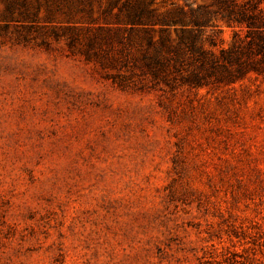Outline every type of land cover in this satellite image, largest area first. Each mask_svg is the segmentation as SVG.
Masks as SVG:
<instances>
[{
    "label": "rangeland",
    "instance_id": "374dc122",
    "mask_svg": "<svg viewBox=\"0 0 264 264\" xmlns=\"http://www.w3.org/2000/svg\"><path fill=\"white\" fill-rule=\"evenodd\" d=\"M139 6L264 34L225 18L264 0H0V264H264V76H153Z\"/></svg>",
    "mask_w": 264,
    "mask_h": 264
},
{
    "label": "trees",
    "instance_id": "16d2710c",
    "mask_svg": "<svg viewBox=\"0 0 264 264\" xmlns=\"http://www.w3.org/2000/svg\"><path fill=\"white\" fill-rule=\"evenodd\" d=\"M226 10L225 18L230 22L244 23L249 30L264 28V18L257 19L255 15L243 13L236 15L232 9ZM132 12L133 10L126 15L130 32L132 23L149 26L143 31L149 49L142 55V63L153 76L166 74L170 69L178 72L184 68V64L187 65L185 71L188 73L184 81L193 87L229 85L247 74L264 76V34H257L259 43L254 45V40L249 38L243 42L242 37H239L240 33L236 32L229 47L217 49L214 38L200 37L207 16H191L192 28H187L184 24L177 28L175 24L181 22V19L160 17L144 6H139L133 16ZM155 33H158L156 38ZM245 37H250V32ZM205 41L209 49L203 47Z\"/></svg>",
    "mask_w": 264,
    "mask_h": 264
}]
</instances>
